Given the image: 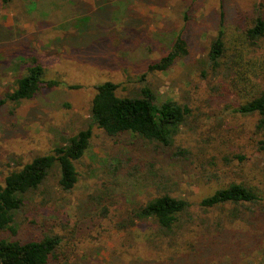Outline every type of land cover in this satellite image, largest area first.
Here are the masks:
<instances>
[{
  "label": "rangeland",
  "instance_id": "1",
  "mask_svg": "<svg viewBox=\"0 0 264 264\" xmlns=\"http://www.w3.org/2000/svg\"><path fill=\"white\" fill-rule=\"evenodd\" d=\"M239 15L264 16V0H0V99L35 60L47 81L58 82L32 99L0 107V182L88 128L102 82L117 83L120 96L149 87L159 101L192 109L173 147L155 148L131 133L112 137L94 125L90 146L76 162L75 188L63 191L54 169L40 190L27 195L15 230L2 236L24 241L59 234L49 264H264L258 116L236 111L240 97L227 82L234 73L228 58L220 72L208 61L221 20L234 35ZM179 35L189 54L166 71H151L149 64L167 54ZM178 148L189 154L175 156ZM232 181L245 182L261 199L200 206ZM161 189L191 203L178 223L162 229L145 220L120 228L124 210Z\"/></svg>",
  "mask_w": 264,
  "mask_h": 264
},
{
  "label": "trees",
  "instance_id": "2",
  "mask_svg": "<svg viewBox=\"0 0 264 264\" xmlns=\"http://www.w3.org/2000/svg\"><path fill=\"white\" fill-rule=\"evenodd\" d=\"M11 1L3 0L4 3ZM239 17L242 21L234 24L237 29L236 32L234 28V35H229L224 20H221L217 36L210 45L208 61L212 71L220 72L223 61L228 58L226 64L234 69V73L231 79L225 81L230 82L239 94L236 111L258 116L256 129L260 139L257 148L264 155V88L261 84V80H264V16H251L249 19H244L242 15ZM188 54V43L179 35L169 52L150 63L149 69L166 71L176 60ZM202 72L206 75L205 71ZM253 78L259 82H254ZM57 84L54 80L45 79L44 67L35 60L17 79L15 90L0 99V107L7 101L32 99L42 88ZM118 88L119 85L113 81L96 85L88 128L67 138L52 153L36 156L21 168L9 172L0 182V264H49L56 255L62 240L59 234L42 233L23 241L8 240L1 232L15 230L16 214L25 204L27 195L40 190L54 169L59 170L58 183L63 191L69 192L75 188L79 181L76 162L90 146L94 125L112 137L131 133L155 148L173 147L175 138L192 114L190 106L171 99L161 102L149 87H143L138 94L126 96L118 95ZM187 154L189 151L182 148L174 151L175 156L186 157ZM236 157L240 161L245 160L243 154ZM260 199L256 190L245 182L232 181L204 197L200 206L245 205L257 203ZM190 207L191 203L186 198L175 196L169 190H156L155 196L145 203L122 212L120 228L128 229L138 221L152 220L162 229H171Z\"/></svg>",
  "mask_w": 264,
  "mask_h": 264
}]
</instances>
